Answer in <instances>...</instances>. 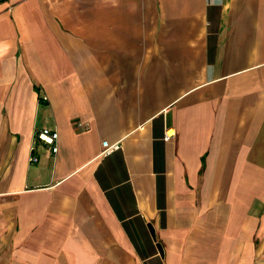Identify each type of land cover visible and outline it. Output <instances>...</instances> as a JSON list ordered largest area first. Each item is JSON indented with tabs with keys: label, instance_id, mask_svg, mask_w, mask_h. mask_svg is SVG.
Here are the masks:
<instances>
[{
	"label": "crops",
	"instance_id": "obj_1",
	"mask_svg": "<svg viewBox=\"0 0 264 264\" xmlns=\"http://www.w3.org/2000/svg\"><path fill=\"white\" fill-rule=\"evenodd\" d=\"M0 264H264V0H0Z\"/></svg>",
	"mask_w": 264,
	"mask_h": 264
},
{
	"label": "built area",
	"instance_id": "obj_2",
	"mask_svg": "<svg viewBox=\"0 0 264 264\" xmlns=\"http://www.w3.org/2000/svg\"><path fill=\"white\" fill-rule=\"evenodd\" d=\"M170 130H166L164 134V139L167 140L170 138L173 134H169ZM36 136L38 140L43 142L44 146L48 151L55 154L57 152V139H58V133L56 131H52L48 128H43L36 132ZM120 149L119 143L114 144H108L106 142H103V150L101 152L102 155L108 156ZM29 161L31 163H36L38 161L37 155L33 154L30 156Z\"/></svg>",
	"mask_w": 264,
	"mask_h": 264
},
{
	"label": "bare ground",
	"instance_id": "obj_3",
	"mask_svg": "<svg viewBox=\"0 0 264 264\" xmlns=\"http://www.w3.org/2000/svg\"><path fill=\"white\" fill-rule=\"evenodd\" d=\"M169 134H173L171 130L169 131Z\"/></svg>",
	"mask_w": 264,
	"mask_h": 264
}]
</instances>
